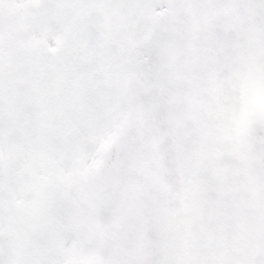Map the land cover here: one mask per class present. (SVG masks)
Segmentation results:
<instances>
[{
	"label": "snow or ice",
	"instance_id": "1",
	"mask_svg": "<svg viewBox=\"0 0 264 264\" xmlns=\"http://www.w3.org/2000/svg\"><path fill=\"white\" fill-rule=\"evenodd\" d=\"M0 264H264V0H0Z\"/></svg>",
	"mask_w": 264,
	"mask_h": 264
}]
</instances>
